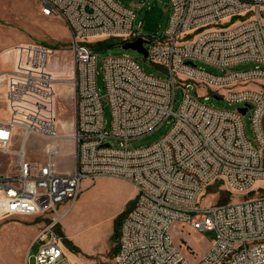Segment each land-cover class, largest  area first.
Instances as JSON below:
<instances>
[{
	"label": "built area",
	"instance_id": "obj_1",
	"mask_svg": "<svg viewBox=\"0 0 264 264\" xmlns=\"http://www.w3.org/2000/svg\"><path fill=\"white\" fill-rule=\"evenodd\" d=\"M38 1L45 15L61 17L71 33L76 167L58 170L60 147L52 142L43 163L27 161L22 152L16 171L0 175V219L56 214L34 238L35 264H74L57 231L59 204L75 202L82 180L100 176L129 181L137 190L121 222L115 264H264V186L255 185L264 180V0H168L171 14L163 34L143 37L147 57L165 76L145 72L129 55H111L103 63V94L90 41L140 37L135 10L116 0ZM56 52L38 42L14 45L10 68L2 72L0 100L7 117L0 116V149L8 152L14 128L24 141L58 137ZM198 60L257 65L216 75ZM199 86L252 110L257 146L245 134L241 107L206 104L191 93ZM177 88L184 95L175 109ZM105 101L112 111L110 130ZM170 119L171 129L158 141L130 146ZM212 185L223 186L230 199L201 205L203 191ZM235 191L243 198L233 200ZM178 223L216 232L199 259L191 260L176 243L172 229Z\"/></svg>",
	"mask_w": 264,
	"mask_h": 264
},
{
	"label": "rangeland",
	"instance_id": "obj_2",
	"mask_svg": "<svg viewBox=\"0 0 264 264\" xmlns=\"http://www.w3.org/2000/svg\"><path fill=\"white\" fill-rule=\"evenodd\" d=\"M126 7L133 8L136 12L134 22L135 29L141 37L151 38L163 34L171 14L168 0H116ZM264 17V11L262 12ZM104 46L97 50V84L101 93H105V79L103 63L106 57L111 55H129L137 59L144 71L150 74L165 76L162 68L148 57H144L133 48H124L123 39L114 36L92 38L90 45L94 48ZM38 42L55 50L56 64L61 73H66V80L72 75L71 33L65 21L59 16L45 15L38 0H0V71L10 68L9 55L5 51L19 43ZM149 45L147 42L145 43ZM9 54V53H7ZM53 61L55 59L53 58ZM52 61V62H53ZM208 72L216 75L225 74L228 71H243L254 68L257 63L247 61L228 67L218 66L202 60L196 61ZM264 83V80H261ZM257 87V85H252ZM4 86L0 87V95ZM198 92V93H197ZM56 100V112L58 118V133H73L76 103L72 84H61ZM191 93L200 101L211 106L235 110L242 106L241 103H231L225 98L216 97L211 90H205L202 86L191 88ZM209 96H199L198 94ZM183 91L177 88L174 108L178 109L183 100ZM252 110L249 109L243 116L245 134L253 146H257L255 133L251 119ZM0 116L7 117V110L0 100ZM104 117L106 129H111L112 111L109 103H104ZM61 120L69 123L67 128L60 129ZM173 120L165 121L153 132L133 140L131 147H140L152 144L163 137L172 127ZM13 139L8 146V152L0 149V175L14 173L16 164L20 159L19 151L22 148L24 134L20 129L13 130ZM57 142L65 143L67 152L55 155L58 167L66 168L76 162L74 151L75 141L72 138ZM56 141V140H55ZM44 138L31 136L25 142L26 160L32 163H43L47 159V145L52 143ZM56 143V142H55ZM116 145L117 141L114 142ZM256 186H264V180L258 181ZM129 187L135 190V186L126 180L114 176H100L84 178L81 185V193L77 200L59 204V213L64 216L59 218L57 231L63 237L64 246L74 264H115V255L119 243L120 227H115L116 221L122 222L123 216L133 207V203L124 202L128 196ZM264 192V188L260 189ZM243 194L234 192L232 199L239 200ZM230 199L223 186L212 185L203 191L199 203L210 205L223 203ZM56 214L46 216L14 215L0 219V264H35V253L39 244L34 238ZM121 225V224H120ZM117 231V234H116ZM172 235L184 254L191 260L199 259L216 238L214 230L200 231L188 225L178 223L172 229Z\"/></svg>",
	"mask_w": 264,
	"mask_h": 264
},
{
	"label": "crops",
	"instance_id": "obj_3",
	"mask_svg": "<svg viewBox=\"0 0 264 264\" xmlns=\"http://www.w3.org/2000/svg\"><path fill=\"white\" fill-rule=\"evenodd\" d=\"M14 50V46H12V47H10V48H8L6 51H5V54L8 56L9 55V58H12V59H9V61H11L12 62V60H13V56H12V54H11V52ZM7 53H9V54H7ZM57 56V55H56ZM55 57V56H54ZM57 63V62H56ZM57 65V64H56ZM4 71V70H3ZM3 71H0V87H2L3 86V77H2V72ZM56 75L58 76V90L59 89H61V84H64V86L66 87V84H71L68 80H66V79H64V78H66V73H61L60 71H59V69H58V67H56ZM58 95H59V93H58ZM58 97V96H57ZM63 126H65V127H67V128H70L69 126V123L68 122H66L65 120H61V123H60V129H63ZM67 136H70V137H68L69 139L70 138H72V133L68 130V133H60L59 135H58V137L57 138H61V140H63V138L64 139H67ZM56 140V141H55ZM55 140H53V142H56L58 145H59V147H60V150H59V152L58 153H65V152H67V149H64L65 148V143H64V141L62 142L61 141V143L59 142H57V139H55ZM25 142L26 141H24L23 140V143H22V150L20 149L19 151H16L18 154H20L21 152H24L25 151ZM26 152V151H25ZM57 153V154H58ZM56 161V160H55ZM56 164H57V162H56ZM75 167H76V162H75V164L73 165H70V166H68V167H66V168H60V167H58V165H57V168H58V170L59 171H62V172H70V171H73L74 169H75ZM129 182V181H128ZM129 192H128V196H127V198H126V200H125V202H124V204L126 205L128 202H130V201H132V199L133 198H135L136 199V194H137V190H136V188H135V190H133V189H131V187H129V190H128ZM126 215V214H125ZM118 250V249H117ZM22 264H25V263H23L22 262ZM27 264V263H26Z\"/></svg>",
	"mask_w": 264,
	"mask_h": 264
},
{
	"label": "water",
	"instance_id": "obj_4",
	"mask_svg": "<svg viewBox=\"0 0 264 264\" xmlns=\"http://www.w3.org/2000/svg\"><path fill=\"white\" fill-rule=\"evenodd\" d=\"M145 42H146V39H144L143 37L140 36V37L136 38L135 40L125 41L123 43V47L124 48H133V49L139 51L144 57H147L148 56V50L145 46ZM247 109H248V106L239 108V110L243 114H245L247 112Z\"/></svg>",
	"mask_w": 264,
	"mask_h": 264
},
{
	"label": "trees",
	"instance_id": "obj_5",
	"mask_svg": "<svg viewBox=\"0 0 264 264\" xmlns=\"http://www.w3.org/2000/svg\"><path fill=\"white\" fill-rule=\"evenodd\" d=\"M97 43H100L101 45L94 47L95 50H99L100 48H102V47L104 46V42H103V41H99V42H97ZM132 203H133V200L129 202L130 205H131ZM123 218H124V216H123ZM123 218H122V219H123ZM120 224H121V222H119V220H117V221H116V224H115L116 230H117V227H118V226H119V227L121 226ZM116 234H117V231H116Z\"/></svg>",
	"mask_w": 264,
	"mask_h": 264
},
{
	"label": "bare ground",
	"instance_id": "obj_6",
	"mask_svg": "<svg viewBox=\"0 0 264 264\" xmlns=\"http://www.w3.org/2000/svg\"><path fill=\"white\" fill-rule=\"evenodd\" d=\"M68 137H70V136H67V139L69 140ZM21 150H22V149H21ZM24 152H25V151H24ZM20 154H22V152H21ZM62 216H64V213H60V215H58V217H62Z\"/></svg>",
	"mask_w": 264,
	"mask_h": 264
}]
</instances>
